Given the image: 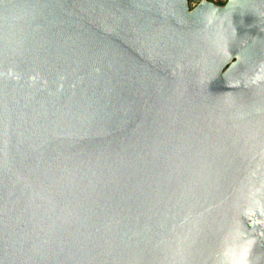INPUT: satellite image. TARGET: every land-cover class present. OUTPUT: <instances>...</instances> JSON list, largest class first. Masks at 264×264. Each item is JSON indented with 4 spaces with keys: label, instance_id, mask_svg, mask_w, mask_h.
I'll return each mask as SVG.
<instances>
[{
    "label": "water",
    "instance_id": "95a60500",
    "mask_svg": "<svg viewBox=\"0 0 264 264\" xmlns=\"http://www.w3.org/2000/svg\"><path fill=\"white\" fill-rule=\"evenodd\" d=\"M0 264H264V0H0Z\"/></svg>",
    "mask_w": 264,
    "mask_h": 264
},
{
    "label": "built area",
    "instance_id": "2783aa9c",
    "mask_svg": "<svg viewBox=\"0 0 264 264\" xmlns=\"http://www.w3.org/2000/svg\"><path fill=\"white\" fill-rule=\"evenodd\" d=\"M200 1H209V2H213L217 5H223L227 0H187L189 9L194 7Z\"/></svg>",
    "mask_w": 264,
    "mask_h": 264
}]
</instances>
